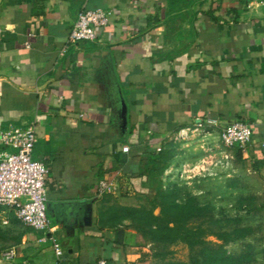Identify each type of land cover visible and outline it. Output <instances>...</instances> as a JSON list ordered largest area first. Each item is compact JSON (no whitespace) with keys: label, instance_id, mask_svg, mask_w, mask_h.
I'll use <instances>...</instances> for the list:
<instances>
[{"label":"crops","instance_id":"crops-1","mask_svg":"<svg viewBox=\"0 0 264 264\" xmlns=\"http://www.w3.org/2000/svg\"><path fill=\"white\" fill-rule=\"evenodd\" d=\"M99 9L111 15L97 41L63 53L78 15ZM0 27V129L36 128L33 157L49 169L60 264H138L150 253L132 229L104 226L103 207L136 205L145 183L139 149L198 121L217 136L249 124L242 157L264 174L258 0H0ZM104 178L118 182L112 202L98 195ZM41 236L0 206V264H58ZM12 248L16 257L4 261Z\"/></svg>","mask_w":264,"mask_h":264},{"label":"rangeland","instance_id":"rangeland-1","mask_svg":"<svg viewBox=\"0 0 264 264\" xmlns=\"http://www.w3.org/2000/svg\"><path fill=\"white\" fill-rule=\"evenodd\" d=\"M156 149L165 158L154 179L145 178L136 205L104 206L107 224L125 225L135 235L149 222L160 225L161 232L152 230L150 238L139 244L157 255L152 264L188 262L201 250L179 240L171 243L160 238L168 243L159 242L160 235L169 233L165 231L169 222L170 227L178 222L190 229L201 228L205 232L202 247L215 252L214 259L223 253L228 257L212 264H264V174L239 158L237 149L227 150L220 136L209 131L189 128L181 134L179 130ZM174 185L176 191L166 196L165 188ZM105 196L112 202L110 194Z\"/></svg>","mask_w":264,"mask_h":264},{"label":"built area","instance_id":"built-area-1","mask_svg":"<svg viewBox=\"0 0 264 264\" xmlns=\"http://www.w3.org/2000/svg\"><path fill=\"white\" fill-rule=\"evenodd\" d=\"M264 5V0H258ZM111 12L106 10H87L81 12L75 21L66 41L63 53L80 43L96 42L99 30L109 24ZM3 29L0 27V36ZM211 122H196V131H207ZM181 130L185 134L188 130ZM252 128L249 124L237 121L225 128L220 134V140L227 150L240 149L247 151L252 141ZM38 142L34 126L9 130L0 129V206L14 211L16 217L27 227L42 233L40 243H50L58 264L64 257V249L56 232L51 226L48 215V195L46 178L48 166L34 159L33 154ZM12 149L13 152L7 151ZM123 152H130L128 145ZM116 179L104 178L98 183V195L114 194L118 189ZM16 257L14 248L1 253L4 261H13ZM98 264H108L102 259Z\"/></svg>","mask_w":264,"mask_h":264},{"label":"trees","instance_id":"trees-1","mask_svg":"<svg viewBox=\"0 0 264 264\" xmlns=\"http://www.w3.org/2000/svg\"><path fill=\"white\" fill-rule=\"evenodd\" d=\"M238 151V157L241 158L242 157V151L240 149H237ZM164 154L159 153L155 148H151V147H144V148H140L138 155L136 156V159L139 160L140 162V177L142 178H147L148 180H152L154 179V174L157 172V169H159V163L160 161L163 160ZM259 171H262V166L263 164L261 162H256L254 165ZM162 189H160L161 191ZM164 190V189H163ZM176 191V186H168L165 188L164 192L165 195H170L173 194ZM162 193V192H161ZM163 196V195H162ZM164 199H166L165 197H163ZM104 213H101V220H102V224L104 226H109L106 222V220L104 219ZM113 227V226H112ZM136 229V228H135ZM157 230L161 232V227L160 225H156L152 224L149 222L148 225H146L145 227L142 228H138L136 229L137 235H136V241L138 242V244H142V242H144V240H148V238H150V232H152V230ZM201 228H197V229H190L189 227L183 225L182 223H178V222H174V226L170 227V222L169 225H167L166 228V232L169 231L168 234L166 235H160V237L158 238V241L163 242V243H168V241L174 242V241H182L183 243L187 244L191 249L196 250L198 248H200L201 250L198 252L200 254V257L198 256L199 254H194L188 262H168L165 264H212V262H217V260H221L222 263L225 262V258L226 257L228 259V257L226 256L225 253H223V255H219L220 259H214V253L215 252H209L208 249H206V247H202L203 245H205V241L202 240V237L204 235V231ZM196 230V231H195ZM204 232V233H203ZM122 238H123V232H119V243H122ZM160 238L162 239H168V241L166 240H160ZM202 247V248H201ZM157 255H152V254H143L139 263L138 264H152V260L156 257ZM201 257L204 258V260L201 259Z\"/></svg>","mask_w":264,"mask_h":264}]
</instances>
